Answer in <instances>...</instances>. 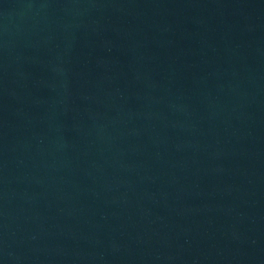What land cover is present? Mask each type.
<instances>
[{
    "label": "water",
    "instance_id": "95a60500",
    "mask_svg": "<svg viewBox=\"0 0 264 264\" xmlns=\"http://www.w3.org/2000/svg\"><path fill=\"white\" fill-rule=\"evenodd\" d=\"M0 264H264V0H0Z\"/></svg>",
    "mask_w": 264,
    "mask_h": 264
}]
</instances>
